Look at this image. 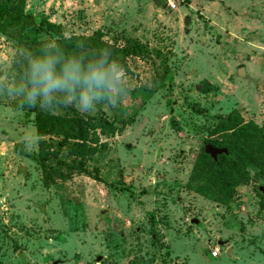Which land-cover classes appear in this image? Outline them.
Here are the masks:
<instances>
[{"label": "rangeland", "instance_id": "obj_1", "mask_svg": "<svg viewBox=\"0 0 264 264\" xmlns=\"http://www.w3.org/2000/svg\"><path fill=\"white\" fill-rule=\"evenodd\" d=\"M162 1L26 0L25 12L64 37L142 46L127 69H110L108 91L74 101L33 58L54 32L0 33V264H264L259 180L250 171L223 206L198 177L204 140L237 141L217 131L221 119L264 124V0H172L175 11ZM55 100L84 119L103 109L117 128L88 129L90 152L70 155L71 140L35 125V104ZM40 141L48 185L33 158Z\"/></svg>", "mask_w": 264, "mask_h": 264}, {"label": "trees", "instance_id": "obj_2", "mask_svg": "<svg viewBox=\"0 0 264 264\" xmlns=\"http://www.w3.org/2000/svg\"><path fill=\"white\" fill-rule=\"evenodd\" d=\"M162 4V0H155ZM26 0H0V33L7 34L9 29L24 32L33 25L45 27L54 32L58 40L54 46L33 50V58L38 69L49 77L51 83L69 84L71 98L79 100L88 91L89 95L108 91L110 69L115 66L127 69V57L142 49L140 44H128L118 47L104 42L100 34L92 36L64 37L60 26L43 17H34L25 12ZM102 74L104 83L86 84V80ZM37 82H33L35 89ZM57 96H60L59 94ZM55 105V106H51ZM100 108V104H96ZM58 113L54 114L52 108ZM35 114V125L39 135H58L63 143L72 141L68 146L70 155L85 157L90 151L86 150L88 129L100 128L102 132H113L117 127L114 118L110 120L107 112L100 109L98 115H90L86 119L77 116L72 104L64 105L60 100L35 104L32 110ZM217 131H232V140H204L198 157L200 171L198 177L216 196L217 202L223 206H230L233 202L235 188L239 184H248L251 179L250 171L259 180L260 186L256 192L264 196V124L261 127L241 125L238 114L232 112L217 125ZM39 151L33 156L34 160L45 170V184L54 168L45 164L49 158L48 145L40 141ZM210 144L219 148H226L229 155L221 154L212 159L204 146ZM48 149V150H47ZM27 155V154H25ZM264 203V202H263ZM261 203V206H263Z\"/></svg>", "mask_w": 264, "mask_h": 264}, {"label": "water", "instance_id": "obj_3", "mask_svg": "<svg viewBox=\"0 0 264 264\" xmlns=\"http://www.w3.org/2000/svg\"><path fill=\"white\" fill-rule=\"evenodd\" d=\"M189 23V18H185V25H188ZM238 75L241 77V78H245L246 76V72H245V68L242 66L238 69ZM205 152L214 160L217 159V156L218 155H221V154H225V155H229V151L226 149V148H219V147H216V146H213V145H210L208 144L206 147H205ZM260 190L262 191V187H260ZM191 223L193 224H198V220L195 219V218H192L190 220ZM101 260V257L100 256H97L96 257V261L99 262ZM53 264H57V262L55 261Z\"/></svg>", "mask_w": 264, "mask_h": 264}, {"label": "built area", "instance_id": "obj_4", "mask_svg": "<svg viewBox=\"0 0 264 264\" xmlns=\"http://www.w3.org/2000/svg\"><path fill=\"white\" fill-rule=\"evenodd\" d=\"M167 6L170 8V11H175L177 9L176 8L177 7V4L175 2H173L172 0H168ZM219 253H220V251H219V248L217 247L215 250H213L211 252V255L213 257H216V256H218Z\"/></svg>", "mask_w": 264, "mask_h": 264}, {"label": "crops", "instance_id": "obj_5", "mask_svg": "<svg viewBox=\"0 0 264 264\" xmlns=\"http://www.w3.org/2000/svg\"><path fill=\"white\" fill-rule=\"evenodd\" d=\"M48 21H50V22H52V23H54V24H56V25H58V26H59V24H58V23H56L55 21H53V20H51V19H49Z\"/></svg>", "mask_w": 264, "mask_h": 264}]
</instances>
